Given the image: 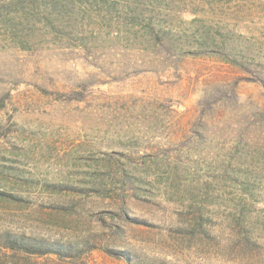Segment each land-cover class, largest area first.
<instances>
[{"label":"rangeland","instance_id":"rangeland-1","mask_svg":"<svg viewBox=\"0 0 264 264\" xmlns=\"http://www.w3.org/2000/svg\"><path fill=\"white\" fill-rule=\"evenodd\" d=\"M0 230L264 264V0H0Z\"/></svg>","mask_w":264,"mask_h":264},{"label":"trees","instance_id":"trees-1","mask_svg":"<svg viewBox=\"0 0 264 264\" xmlns=\"http://www.w3.org/2000/svg\"><path fill=\"white\" fill-rule=\"evenodd\" d=\"M11 250L37 255H56L58 257H72L85 248L78 243L62 242L42 236L12 230H0V250ZM116 254L125 255L127 251H116Z\"/></svg>","mask_w":264,"mask_h":264}]
</instances>
